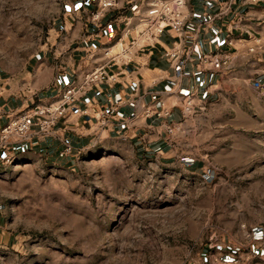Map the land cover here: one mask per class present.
Returning <instances> with one entry per match:
<instances>
[{
  "label": "rangeland",
  "instance_id": "obj_1",
  "mask_svg": "<svg viewBox=\"0 0 264 264\" xmlns=\"http://www.w3.org/2000/svg\"><path fill=\"white\" fill-rule=\"evenodd\" d=\"M72 1L0 0V64L42 47ZM170 134L193 168L108 140L73 166L35 157L0 169L13 234L0 264H201L208 246L245 243L264 226V89L242 88Z\"/></svg>",
  "mask_w": 264,
  "mask_h": 264
},
{
  "label": "crops",
  "instance_id": "obj_2",
  "mask_svg": "<svg viewBox=\"0 0 264 264\" xmlns=\"http://www.w3.org/2000/svg\"><path fill=\"white\" fill-rule=\"evenodd\" d=\"M148 1L119 0L93 20L98 0H73L54 19L42 47L15 64H0V130L34 106L55 102L59 91L80 84L97 67L115 75V81L87 90L51 134L33 132L13 143V163L36 157L73 166L89 146L113 140L128 145L138 160L193 168L195 162L178 152L169 132L185 121V98L191 95L194 109L202 111L242 88L264 89V0H187L181 36L165 30L149 47L132 48L128 62H108L104 51L118 40L130 45L135 12L143 14ZM168 49L179 51L177 59L163 56ZM203 56L228 61L216 69L202 63ZM108 99L116 110L102 123L99 115ZM66 144L72 153L59 157ZM2 157L0 152V162ZM9 216L0 193L1 246L13 239ZM246 238L238 245L208 246L201 264H264V226Z\"/></svg>",
  "mask_w": 264,
  "mask_h": 264
},
{
  "label": "built area",
  "instance_id": "obj_3",
  "mask_svg": "<svg viewBox=\"0 0 264 264\" xmlns=\"http://www.w3.org/2000/svg\"><path fill=\"white\" fill-rule=\"evenodd\" d=\"M187 0H150L147 2L146 11L141 14L136 11L135 37L130 45L125 46L118 40L113 46L104 51V57L108 62H128L132 54V48H145L154 44L159 35L165 30L177 37L183 33L184 22L187 19L185 12ZM119 0H98L97 11L92 19L98 20L99 15L111 8L118 6ZM114 49V51H113ZM116 50V51H115ZM179 54L178 50H164L163 56L167 59L175 60ZM213 57H202V63L209 64L219 69L228 61L214 60ZM113 74H108L106 66L97 67L93 71L85 74L80 84H70L65 89L59 91L55 102L49 105H37L31 108L27 113L18 115L9 120V122L0 130V152L3 157L1 166H9L13 163L9 153L13 143L27 139L33 132L38 135H49L54 131V127L59 120L65 119L69 111L74 107L78 99L84 95L87 90L104 82L115 81ZM115 107L108 99L107 105L100 111L99 117L102 123L115 113ZM196 112L193 105V97L188 95L184 100L183 113L186 116ZM172 132V130H169ZM72 153L70 145L66 144L59 153V157H64ZM228 264H239L233 261Z\"/></svg>",
  "mask_w": 264,
  "mask_h": 264
}]
</instances>
